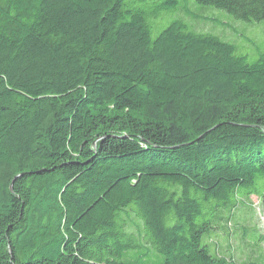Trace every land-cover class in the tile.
<instances>
[{
	"label": "trees",
	"instance_id": "obj_1",
	"mask_svg": "<svg viewBox=\"0 0 264 264\" xmlns=\"http://www.w3.org/2000/svg\"><path fill=\"white\" fill-rule=\"evenodd\" d=\"M193 1L0 0V264H264V0Z\"/></svg>",
	"mask_w": 264,
	"mask_h": 264
},
{
	"label": "rangeland",
	"instance_id": "obj_2",
	"mask_svg": "<svg viewBox=\"0 0 264 264\" xmlns=\"http://www.w3.org/2000/svg\"><path fill=\"white\" fill-rule=\"evenodd\" d=\"M183 2L188 3L191 5L190 7L194 9L193 5L194 1L193 0H182ZM195 9L198 12L199 7L195 5ZM198 8V9H197ZM206 10V11H205ZM203 12V15L205 16H217V17H226L221 11L219 10H209L205 9ZM202 11H200L201 13ZM199 13V12H198ZM223 21V26L226 27H214L210 23H200L199 22L196 24V21H191V18H185L186 22L191 23V24H199V27L205 29V30H212L215 33H221L224 36L228 38L231 42L236 44L238 47L243 48L244 52L248 54L250 57L255 54V52L259 50H264V24H256V25H251L249 23L241 22V21H236L230 17H226ZM167 24H161L160 27H164ZM198 27V28H199ZM223 28V29H222ZM246 40H247V45H246ZM249 203H252V210L248 211L249 213L247 214H242L241 211H235L236 216H247L246 217V222L245 220H242L243 222H240V225L247 224L249 228H255L258 229V231L264 235V202L260 200L257 196H250L249 197ZM250 217V218H249ZM233 225V224H232ZM241 233L240 231L234 232L230 236L229 243L230 245L235 249L234 251V257L239 258L243 257L247 253H249L251 250L257 251V248H253L250 246L251 241L249 239H244L243 241L240 238ZM260 250H262L263 255H264V242L259 244Z\"/></svg>",
	"mask_w": 264,
	"mask_h": 264
}]
</instances>
